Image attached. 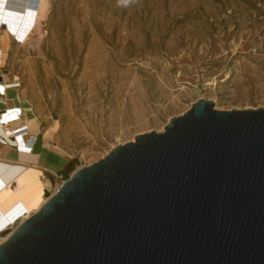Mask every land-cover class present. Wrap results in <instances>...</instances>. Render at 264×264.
Listing matches in <instances>:
<instances>
[{
	"label": "rangeland",
	"instance_id": "1",
	"mask_svg": "<svg viewBox=\"0 0 264 264\" xmlns=\"http://www.w3.org/2000/svg\"><path fill=\"white\" fill-rule=\"evenodd\" d=\"M8 5L38 12L25 39L1 33L3 72L32 105L43 144L65 158L57 170L41 169L46 200L77 169L136 135L164 131L200 99L218 110L264 108V0Z\"/></svg>",
	"mask_w": 264,
	"mask_h": 264
},
{
	"label": "water",
	"instance_id": "2",
	"mask_svg": "<svg viewBox=\"0 0 264 264\" xmlns=\"http://www.w3.org/2000/svg\"><path fill=\"white\" fill-rule=\"evenodd\" d=\"M0 264H264V108L200 99L77 169Z\"/></svg>",
	"mask_w": 264,
	"mask_h": 264
},
{
	"label": "bare ground",
	"instance_id": "3",
	"mask_svg": "<svg viewBox=\"0 0 264 264\" xmlns=\"http://www.w3.org/2000/svg\"><path fill=\"white\" fill-rule=\"evenodd\" d=\"M7 1L9 0H0V33L5 27L14 37L23 40L31 33L33 21H35V25L37 24L38 12L27 9L26 13H22L19 10L9 8ZM23 104L28 108L27 115L31 119H35L36 115L32 105L27 101H23ZM2 127L5 132L6 127ZM7 170H9L8 167L0 166V183L2 184L0 186H3V188L0 187V218L4 217L0 221V233L13 226L20 217L24 219L39 210L46 201V182L42 178L43 173L40 168L28 166L19 175H15V178L10 177L7 180L11 174L9 172L8 176L1 179L3 172L8 173ZM15 183L18 184L17 187H13Z\"/></svg>",
	"mask_w": 264,
	"mask_h": 264
},
{
	"label": "crops",
	"instance_id": "4",
	"mask_svg": "<svg viewBox=\"0 0 264 264\" xmlns=\"http://www.w3.org/2000/svg\"><path fill=\"white\" fill-rule=\"evenodd\" d=\"M7 2L9 3V1ZM9 8H14V7L9 6ZM5 47H6L5 35L0 33V52H1L0 83H4V84L14 83L15 84V82L9 77L8 73L6 74L3 72L4 71L3 70V62H4L3 51ZM23 101L24 100L21 98L20 93H19V87L13 86L12 88H7L5 94L3 96H0V111L5 110L7 108H13V107L14 108L16 107L19 109L24 108L25 109L24 116L22 117L20 121L13 123L12 128L15 129L20 126L27 125L29 134L35 136L37 139H36L34 148L32 149L31 153H26V151H24L25 149L23 147L24 141L22 139H17L18 141L16 142H12L14 140L11 139V142L9 143H3L0 139V151H1L0 166H6L9 168V170H7L8 173L3 172V176L1 177V179L4 178L5 176H8L10 174L9 172H11V174L8 176L7 180H9L10 177L15 178L23 170H25L26 167L28 166H36L43 170H47V169L57 170L58 167H63L65 164V158L63 157L62 154L51 150V148H49L46 144L48 142L43 144V142L46 141V138L40 137L39 135L40 132L37 130V128L39 129V125H36L35 123H32V124L30 123L31 117L27 118L26 111L28 108L25 106V104H23ZM3 131H4L3 127L0 126V136H2ZM0 185L2 184L0 183ZM0 187L3 188V186H0ZM3 218L4 217L0 218V221Z\"/></svg>",
	"mask_w": 264,
	"mask_h": 264
},
{
	"label": "built area",
	"instance_id": "5",
	"mask_svg": "<svg viewBox=\"0 0 264 264\" xmlns=\"http://www.w3.org/2000/svg\"><path fill=\"white\" fill-rule=\"evenodd\" d=\"M0 56H1V52H0ZM13 86L18 87L19 85L17 82H15V84L0 83V96H3L5 94L7 88H12ZM24 113H25L24 108L19 109L16 107L7 108L5 110L0 111V126L6 127L5 132L3 131V134L2 136H0V139L3 143L11 142L10 138L14 140L12 142H16L17 139H22L24 141L23 144V147L25 148L24 151H26V153H31L37 138L29 134L27 125H23L15 129L12 128V124L17 121H20L24 116Z\"/></svg>",
	"mask_w": 264,
	"mask_h": 264
}]
</instances>
